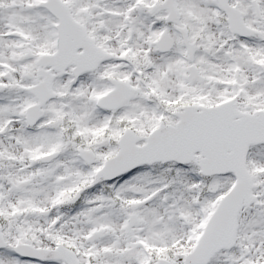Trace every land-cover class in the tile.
<instances>
[{"label": "snow or ice", "instance_id": "1", "mask_svg": "<svg viewBox=\"0 0 264 264\" xmlns=\"http://www.w3.org/2000/svg\"><path fill=\"white\" fill-rule=\"evenodd\" d=\"M0 264H264V0H0Z\"/></svg>", "mask_w": 264, "mask_h": 264}]
</instances>
